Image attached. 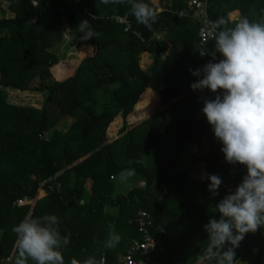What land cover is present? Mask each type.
I'll return each mask as SVG.
<instances>
[{"label": "trees", "instance_id": "16d2710c", "mask_svg": "<svg viewBox=\"0 0 264 264\" xmlns=\"http://www.w3.org/2000/svg\"><path fill=\"white\" fill-rule=\"evenodd\" d=\"M161 1L167 5L157 12V21L149 30L132 14L134 4L153 7L148 0L99 6L98 0H0L12 14L0 18L1 258H8L17 238L12 229L26 215H56L60 222L52 227L61 236L71 234L70 244L61 242L57 249L65 264L73 259L78 264L89 259L99 264L102 251L106 264H117L126 240L138 237L134 217L141 210L150 215L149 232L158 240L153 261L174 264L166 251L174 250L185 237L189 226L184 221L205 215L207 219L201 221L209 224L210 219L220 218L216 208L208 206L205 192L210 201L219 203L243 182L247 171L242 174L239 167L247 168L226 162L223 145L204 112L194 132L198 111L216 94L207 90L203 102H197V90L193 91L191 84L199 78L190 69L202 71L208 63L223 59L216 52L215 39L198 47L197 23L176 15L185 0ZM205 8L212 23L221 16L229 19L222 28L235 27L243 17L264 23V0H205ZM234 12L237 17L231 19ZM114 15L127 16L129 32L111 19ZM81 19L90 21L98 37L81 40L83 34L75 31ZM65 33L93 54L73 65L67 77L56 79L51 70L58 57L51 50ZM201 49L208 54L201 56ZM144 52L154 56V65L148 70L139 66ZM8 89L43 94L45 99L40 108L11 104ZM147 89L158 96L157 108L138 123L129 124ZM118 115L122 127L118 137L109 141L107 129ZM70 117L75 120L66 130L58 128L61 120ZM203 137L209 141L207 176L217 175L224 183L216 197L209 191L207 177L202 182L192 181L185 171L176 169L187 145ZM129 167L145 179L144 186L113 197L112 179ZM195 191L200 196H194ZM195 201H201L204 209L190 208L189 203ZM107 205L117 207V214L106 212ZM194 212L191 218L189 214ZM48 223L42 221L45 226ZM194 228L200 236L203 224ZM113 230L122 240L116 248L108 249L105 242ZM249 234L256 245L246 248L239 258L246 252L250 257L247 264H264V226ZM17 253L18 246L10 264Z\"/></svg>", "mask_w": 264, "mask_h": 264}, {"label": "clouds", "instance_id": "9594fccd", "mask_svg": "<svg viewBox=\"0 0 264 264\" xmlns=\"http://www.w3.org/2000/svg\"><path fill=\"white\" fill-rule=\"evenodd\" d=\"M120 2L98 0V6ZM132 14L137 23L149 30L158 18L156 9L147 3L134 4ZM228 23L229 19L223 16L213 22L215 29H221L215 35V49L223 59L218 63H208L202 71L190 69V72L199 78L191 84L193 91L207 89L216 94L214 100H205L203 112L216 139L223 145L221 151L226 162L247 168V175L235 193L226 195L215 206L220 219H210L204 226L208 232L206 252L209 256L218 255V264H243L236 259V249L246 234L256 233L264 226V23L250 22L243 17L233 28L221 27ZM75 31L83 34L82 41L99 35L88 19H81ZM207 54L200 50L201 56ZM135 174V169L129 167L118 175L127 182ZM207 179L210 180L209 191L215 195L221 186V178L210 175ZM42 221L49 223L45 226ZM59 222L56 215L42 218L26 215L12 229L17 237L18 256L30 257L36 264H65L62 253L57 249L61 242L64 246L70 244L71 234L61 236L52 227ZM113 227L110 223L109 228ZM121 240L119 233L110 231L105 247L116 248ZM200 259L203 257L198 258L196 264H200ZM17 264H23L22 260ZM71 264L78 262L73 259ZM85 264H94V259L85 261ZM100 264H104L103 257Z\"/></svg>", "mask_w": 264, "mask_h": 264}, {"label": "crops", "instance_id": "0c3cea01", "mask_svg": "<svg viewBox=\"0 0 264 264\" xmlns=\"http://www.w3.org/2000/svg\"><path fill=\"white\" fill-rule=\"evenodd\" d=\"M148 1L153 5L154 9H156L157 12H160L161 10H163L164 7H166V5H167V3L165 1L162 2L161 0H148ZM236 17H237L236 12H234L230 15L231 19H236ZM64 37H67L69 40H72L73 35L65 33ZM157 37H161V35H157ZM80 49H81V54H83V57H81V59L84 58L85 56H88V55L90 56L93 54L92 49L88 50L83 46ZM153 65H154V56L152 54H150L148 52H144V53L140 54L139 66L142 70H148ZM62 78H64V77H60V79H62ZM157 106H158V96L152 90L147 89L144 92V94L141 96L138 103L136 104L135 110H134L135 115H134V117L130 118L129 124L138 123L146 115L150 114V112H152L154 109H156ZM112 124H114V127L112 128V131L109 132V128H110V126H112ZM121 127H122V118H121V115H118L114 118L113 122L109 125V127L107 129L106 134H107V138L109 141H113L118 137V133H119V130ZM208 153H209V141L206 137H203L197 143L188 144L187 147L185 148V150L182 152V155L180 156L181 161L179 164L176 165V169L185 171L188 174V177L192 181H196V182L205 181L206 177H207V175H205V174H207L206 169H205V158L208 155ZM239 170H240V172H242V174L243 173L245 174L247 171L246 169H242L240 167H239ZM135 175L142 178V181H140L137 184V187H135V188L143 187L145 184V179L137 173ZM135 175L131 178L133 179L135 177ZM112 182H113V186H114L113 193H112L113 197H116L119 195H125L128 191L134 189V188L130 187V185H129L127 190L121 191L124 188L126 189V186L124 185L123 177H119V175H116L112 179ZM240 184L241 183L236 184V187L233 189L232 193H235L237 187ZM119 187H121V189H119ZM223 187H224V183H221V186L217 190V193L215 195L212 194L213 197H216L218 195L219 191H221L223 189ZM88 192H89V185H87L86 189H85L86 197H88V194H89ZM194 196H200V194L195 191ZM205 196H206V198L204 197V199L209 201L208 206L210 204L213 208L218 204V202L210 201V196H209L207 191L205 192ZM189 204H191L190 208H194L195 210L204 209L203 205H201V201H195V202H191ZM185 206H186V204H185ZM105 211L112 214V215H116L117 214V207H111V206L107 205L105 207ZM195 213L196 212H194V214L193 213L189 214L191 216V218L194 217ZM262 215H264V214H262ZM201 216L197 219L185 220L184 221L185 225L189 226V228L185 231V237L181 239L180 244L178 246L174 247V250L169 249L166 251L167 253H169V256L172 257V260L174 258L175 263L196 264L197 259L200 258L202 252L204 251L206 245L208 244V232L205 230V227H204L205 225H207L206 224L207 222L201 221V219L205 220V219H207V217L205 215H201ZM219 219H217V220H219ZM201 224H203V229H202V231H200L201 235L199 236L197 229H195L194 227H196L197 225H201ZM190 226H192V230L190 229ZM201 236H202V239H201ZM132 239L133 238H129L126 240L122 253L117 256V260H116L117 264H119L123 253L128 248L130 241ZM190 239H193L192 252H190V247H192L189 245ZM17 246H18V244H16V241H15L8 258L4 259V258L0 257V264H10V261L14 257L15 249ZM250 246H252V245H250ZM175 253H178L177 256ZM246 255H247V253L245 252V256L238 258L237 260H241L243 262V264L249 263L250 257L246 256ZM101 256H104L105 258H107L104 251L101 252L100 257ZM18 260H22L23 264H32L33 263V260H31L30 257L21 258L18 256V253H17V257H16V260L14 261V264H17ZM218 260H219V256L214 255L213 258L207 264H218Z\"/></svg>", "mask_w": 264, "mask_h": 264}, {"label": "built area", "instance_id": "2783aa9c", "mask_svg": "<svg viewBox=\"0 0 264 264\" xmlns=\"http://www.w3.org/2000/svg\"><path fill=\"white\" fill-rule=\"evenodd\" d=\"M176 15L178 18H187L192 22L197 23L198 47L201 48L204 44L215 39V35L218 32L207 16L205 2H202L201 0H185L184 6L176 11ZM111 19L118 25L122 26L124 32H129L131 24L127 16L114 15ZM134 226L138 237L133 238L130 241V244L123 253L119 264H158L153 261V253L157 248L158 240L154 239L149 232V227L151 226L150 215L139 210L134 217ZM206 248L207 245L200 256L203 257V259H200V264H207L214 256H209L206 252ZM102 257L104 258V264H106V258L104 256H101V258Z\"/></svg>", "mask_w": 264, "mask_h": 264}, {"label": "rangeland", "instance_id": "374dc122", "mask_svg": "<svg viewBox=\"0 0 264 264\" xmlns=\"http://www.w3.org/2000/svg\"><path fill=\"white\" fill-rule=\"evenodd\" d=\"M1 17H12V14L7 10L6 3H0V18ZM74 38L69 40L67 37H64L62 41L58 45L51 50L52 53L56 54L58 57V63L53 67L52 74L55 78L60 79V77H67L72 72L73 65H76L78 61L81 60L83 54H81V46L76 45ZM8 94V103L15 105H29L36 108H40L45 99V95L33 92H19L7 90ZM151 113V112H150ZM147 116V115H146ZM145 116V117H146ZM75 118H64L58 124V128L66 130L72 122H74ZM151 164V161L148 162V165ZM142 181V178L135 175L132 179L130 178L127 182H124L126 189H122L121 191L127 190L128 186L135 188L137 184ZM121 189V187H119ZM190 252L193 249V239H190ZM197 251V250H196Z\"/></svg>", "mask_w": 264, "mask_h": 264}, {"label": "water", "instance_id": "95a60500", "mask_svg": "<svg viewBox=\"0 0 264 264\" xmlns=\"http://www.w3.org/2000/svg\"><path fill=\"white\" fill-rule=\"evenodd\" d=\"M201 1L205 2V0H201ZM206 95H207V89L197 90L196 91V97H197L196 101L199 103L203 102ZM197 119H198V123L195 126L194 132H196L199 129L201 121L203 120V108L198 111ZM250 245L255 246L256 245L255 240L250 234H246L245 240L242 242L239 250L237 251L236 259H238L240 257V255L243 253V251L246 248H248Z\"/></svg>", "mask_w": 264, "mask_h": 264}]
</instances>
